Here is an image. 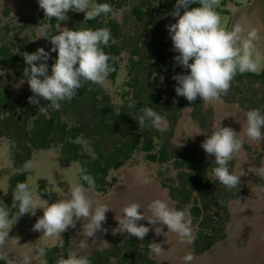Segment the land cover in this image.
I'll return each mask as SVG.
<instances>
[{"label":"rangeland","instance_id":"374dc122","mask_svg":"<svg viewBox=\"0 0 264 264\" xmlns=\"http://www.w3.org/2000/svg\"><path fill=\"white\" fill-rule=\"evenodd\" d=\"M221 1L215 6L222 8L225 13L217 12L221 17V24L231 31L234 25L240 24L244 29L242 35L256 29L259 39L255 41L256 53L261 57V69L264 71V0H231L221 6ZM135 1L129 0V6L122 5L117 12L116 19L121 24V34L127 46L140 44L141 55L149 51L146 64L141 70V79L148 88L154 84V72L150 70L152 56L159 58L164 64H168V70L161 75L160 85L166 95L167 104L162 113L167 143L170 152L182 153L185 146H191L195 155L204 159L207 164L213 163L214 156H209L201 147V143L221 124L222 127H231L244 138L245 143L239 153L229 164L230 171L245 174L240 177V185L229 191L217 181L216 190L213 193L219 205L218 217L215 218L218 232L212 237L209 249L203 251L200 247H194L193 239L181 242L180 238L172 232H167V226L150 225L146 220L138 223L150 228L146 235L150 243L161 244L164 252L157 256L150 251V257L155 264H184L183 257L191 253L195 259L191 264H264V177L258 170L264 167V141H252L244 135L247 127L246 113L251 109H260L264 113V85L256 82L252 85L244 83L242 86H231L227 95L218 101L205 103L199 98L194 104L186 98L177 96L175 87L177 82L172 79L174 75L190 74L189 69L178 65L174 57L179 55L173 50L171 35L167 26L178 19L170 13L174 10L177 0L158 1L154 4L153 20L145 18L144 23L138 22L130 12V6ZM183 14V9H181ZM43 9L39 7L38 0H0V39L11 46L23 43H34L39 46V22L45 19ZM154 41V43H153ZM138 42V43H136ZM127 56V55H126ZM255 56V53H254ZM192 61H190L191 63ZM122 67L124 62L121 63ZM167 70V71H166ZM3 83L15 94L26 90V85L11 77L5 69L0 71ZM123 71L120 72L114 84L105 82L103 87L113 93L120 89L123 81ZM181 106L180 116H174L176 107ZM195 108L203 117L204 127L201 130L190 117L191 110ZM30 163L31 167L26 172V181L32 190L37 205L42 206L46 200L49 204L59 199H68V189L78 183L77 164L68 166L59 163V154L55 149L36 151L31 158L24 163ZM23 165V166H24ZM164 167L148 164L136 156L133 161L120 170L112 173L115 182L105 194H96L90 191L91 197L107 204L111 210L106 213V222L102 228L107 232L97 231L94 237L88 238L82 229L83 221H77L76 227L61 234V237H46L43 232L33 231V225L37 219L43 216V209L37 208L36 214H24L17 219L9 231V239L0 247V258L9 264H20L25 254L30 256V264H47L44 255H40L38 248H51L60 244L63 240L67 257L73 253L88 257L94 252L114 248L129 235L127 233L112 234V230L118 227V221L122 216L123 207L131 202L141 204V212L150 215L148 204L155 199H162L174 208L168 191L162 185L160 172ZM143 171L151 181L148 184L142 182L143 177L138 173ZM14 173L12 160L10 159L6 139H0V201L3 202L8 188V180ZM39 180L46 181L47 198L40 197L38 193ZM180 209V208H179ZM87 223V221H84ZM155 227H162L166 235L155 234ZM209 237L203 242L207 241ZM106 241L109 245H105ZM200 249V250H198Z\"/></svg>","mask_w":264,"mask_h":264},{"label":"trees","instance_id":"16d2710c","mask_svg":"<svg viewBox=\"0 0 264 264\" xmlns=\"http://www.w3.org/2000/svg\"><path fill=\"white\" fill-rule=\"evenodd\" d=\"M133 1L135 4L130 6V12L140 23H144L145 18L150 22L153 20L156 2H168V0ZM227 1L231 0H222L221 6ZM94 2L108 3L112 11L89 21H84L85 13L69 11L66 21L58 23L55 18L49 20L46 17L39 25L48 24L49 32L53 35L63 31V28L71 30L108 28L111 39L107 46L101 47L111 57L109 64L114 70L106 82L114 84L120 72L123 71L124 74L120 89L113 93L106 90L103 85L86 82L78 89L74 99L70 102H61L59 111L49 107L48 114L44 115L38 108L47 106L49 101L39 98L38 105L28 102V98L34 94L23 76L26 64L21 54L44 48L50 53L47 61L50 75L51 66L57 58V53L51 52V42L41 38L39 46L31 42L10 47L0 39V71L5 69L11 77L27 87L22 93H13L3 83L0 73V139H6L14 167L3 202L9 207L10 216L15 218L18 208L12 207L13 192L18 183L26 181V172L21 173L19 170L36 151L55 149L59 154L60 165L68 166L75 162L77 169L78 166H82L94 177L95 188L90 191L96 194L107 193L115 182L112 173L131 163L136 156H141L144 162L165 168L164 172H160V177H163L162 185L167 189L175 209L187 208L190 211L191 227L194 229L195 237L194 247L197 250L202 242L200 249L205 251L209 249L210 240L219 230L215 223V218L219 215L217 209L219 205L213 196L217 186L213 174L215 165L211 166L204 159L198 158L191 146H185L181 154L170 152L169 144L164 138L165 131L161 132L157 127L139 128L135 119L141 107L150 106L161 115L165 109L166 95L160 80L165 68L168 70V64L152 56L150 70L154 72V84L148 88L142 82L141 70L150 52L144 51L143 56L140 44L132 47L126 45L121 34V24L115 16L121 4L126 6L127 3L129 6V0ZM198 6V3L191 4L189 10ZM216 11L225 13L222 8H217ZM256 82L264 85V71L237 74L231 86L239 87L244 83L252 85ZM129 103H135V107L129 108ZM175 109L173 117L180 116L181 106ZM199 112L193 108L190 117L202 130L204 120ZM77 179L78 183H84L78 171ZM85 187L87 188L86 183ZM38 193L42 198L48 197L46 181L39 180ZM208 237L209 239L203 242ZM149 244L150 238L147 236L144 240L129 236L114 248L94 252L88 258L91 264H155L150 257ZM45 252L44 259L47 264H56L60 257L67 258L65 245L57 244L45 249ZM0 264L9 263L0 258Z\"/></svg>","mask_w":264,"mask_h":264},{"label":"clouds","instance_id":"9594fccd","mask_svg":"<svg viewBox=\"0 0 264 264\" xmlns=\"http://www.w3.org/2000/svg\"><path fill=\"white\" fill-rule=\"evenodd\" d=\"M38 3L45 17L49 20L55 18L58 23L68 19L69 11L85 13L84 21L97 19L112 11L110 4L94 0H38ZM196 3L199 6L189 10V5ZM218 4L219 0H177L170 13L178 18L175 23L167 26L173 50L179 53L174 60L190 70V74L172 77L177 82L175 92L192 104L197 98L205 103L220 100L227 95L237 74L255 73L261 69V57L256 53L255 44L259 39L258 31L252 29L242 35L244 29L240 24L234 25L231 31L226 30L221 24L220 15L215 11ZM36 28L38 38L48 39L52 44L51 52L57 53L50 75L47 63L50 53L44 48L21 54L26 64L23 76L34 94L28 98V102L38 105L39 98L50 102L47 106L38 108L40 113L47 115L49 107L59 111L61 102L74 99L84 83L103 85L114 70L109 64L111 57L101 47L107 46L111 39L108 28H63V31L54 35L49 32L48 24ZM128 107L134 108L135 103H129ZM135 120L139 128L152 126L161 132L166 130L162 127L164 117L150 106L141 107ZM246 124L244 135L249 140L264 141V113L260 109L247 111ZM244 143L240 132L237 133L231 127H222L221 124L201 143L205 153L214 156L215 180L229 191L240 185V177L245 174H236L229 169L230 162L241 151ZM30 167L31 164L26 163L19 171L22 173ZM77 171L84 183L72 185L68 189V199H59L51 204L45 200L42 206L36 204L28 184L18 183L12 197V207L18 208L15 218L10 216L8 205L0 201V247L9 239V231L17 219L29 213L34 216L37 208L43 209V216L37 219L33 231L43 232V236L60 238L62 233L69 227L75 228L77 221L81 220L82 229L88 238L94 237L97 231L107 232V229L102 228V223L106 222V213L111 208L91 197L90 190L95 188L94 177L82 166H78ZM258 172L264 177V167ZM138 175L143 177V183L151 182L142 170ZM147 208L150 215L140 211V203L126 204L122 209V216L117 219L118 227L112 230V234L127 233L138 240H144L150 228L138 222L146 220L153 226L158 223L166 225L167 232L175 233L181 242L193 239L192 217L187 208H172L162 199L153 200ZM155 234L166 235L162 227H155ZM104 243L109 245L106 241ZM60 246H63L62 239ZM149 248L157 256L164 252L159 243L151 242ZM37 251L40 255L46 254L44 248H38ZM182 259L184 264H191L195 257L188 253ZM20 264H30V256L25 254ZM56 264H91V261L86 256L73 253L67 258H58Z\"/></svg>","mask_w":264,"mask_h":264}]
</instances>
